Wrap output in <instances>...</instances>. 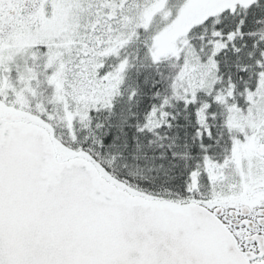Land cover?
<instances>
[{
	"label": "snow or ice",
	"instance_id": "snow-or-ice-1",
	"mask_svg": "<svg viewBox=\"0 0 264 264\" xmlns=\"http://www.w3.org/2000/svg\"><path fill=\"white\" fill-rule=\"evenodd\" d=\"M0 264H264V0H0Z\"/></svg>",
	"mask_w": 264,
	"mask_h": 264
}]
</instances>
